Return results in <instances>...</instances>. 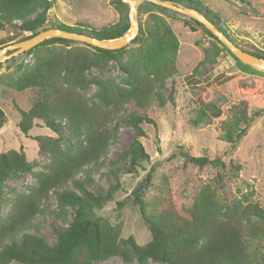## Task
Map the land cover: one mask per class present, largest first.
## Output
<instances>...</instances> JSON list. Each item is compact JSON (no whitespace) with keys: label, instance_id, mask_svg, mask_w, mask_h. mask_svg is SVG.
<instances>
[{"label":"trees","instance_id":"trees-1","mask_svg":"<svg viewBox=\"0 0 264 264\" xmlns=\"http://www.w3.org/2000/svg\"><path fill=\"white\" fill-rule=\"evenodd\" d=\"M56 1L0 0V31L14 30L19 35L26 32L19 39L23 40L50 28L42 26L47 10ZM168 1L202 12L239 46L219 26L220 14L201 0ZM111 2L120 15L113 23L95 27L81 21L75 25L61 22L54 28L85 33L99 39L120 37L129 28L128 5L121 0ZM38 8L41 11L36 12ZM154 8L165 9L147 0L138 4V33L121 48L104 49L52 37L24 52L31 54L32 63L9 85L16 91L33 89L37 96L28 109L18 107L17 127L27 134L40 121L56 136L36 135L33 138L39 150L47 155L48 162L44 170L34 173L33 187L27 192H18L7 214L0 218V264H92L113 255L120 256L127 263L133 260L145 263L151 259L161 264H250V247L253 241L264 236V228L249 218L253 216L264 221V208L248 201L243 203L246 200L243 198L222 212L212 184L194 181L193 167L218 163L219 158L210 160L205 155L191 156L184 152V162L172 166L163 174L157 185L158 195L153 200L143 198L140 187L136 189L134 195L141 218L151 233V239L144 244H138L132 236L122 238L121 223L112 225L95 214V209H102L119 188L120 168L112 171L116 182L102 191L87 188V174L84 181L76 178L78 174L85 173L89 165L105 157L108 147L117 137L121 121L133 131L127 148L118 156L123 164L122 170L136 173L141 162L149 159L139 139L145 135L142 124H154L153 119L146 115V110L155 88L161 87L164 79L176 70L174 59L178 47L170 25L153 13ZM34 12L35 16L29 18ZM144 14H147L145 19ZM192 21L202 27L198 21ZM190 28L195 30L193 25ZM205 31L213 36L209 30ZM124 54H128L127 60L123 59ZM252 54L264 60L262 50ZM233 58L242 68L255 71ZM111 60L126 72L125 86L100 76L86 77V71L91 67L97 68L102 75L105 65ZM92 82L98 86L95 100L85 93ZM168 99L172 100L171 92ZM129 102L145 113H128L122 118L121 112ZM164 102L160 99L162 105ZM262 112L257 110L249 114L245 100L232 104L227 117L220 122L221 138L229 142L233 149ZM221 114L219 105L199 100L190 123L194 126L210 124ZM5 123L4 112L0 108V128ZM62 129L67 131L69 138L60 135ZM231 167L238 169V165L232 163ZM31 169L32 163L21 149L0 152V194L6 179L16 178ZM175 178L180 180V186L185 191L181 197L174 196L171 191V182ZM214 179L223 187V174L217 173ZM70 184L72 187L68 188ZM52 192L58 207L56 219L66 220L67 207L73 210V214L65 223L67 225L53 226L55 241L49 244L32 222L44 211L43 203Z\"/></svg>","mask_w":264,"mask_h":264},{"label":"rangeland","instance_id":"rangeland-1","mask_svg":"<svg viewBox=\"0 0 264 264\" xmlns=\"http://www.w3.org/2000/svg\"><path fill=\"white\" fill-rule=\"evenodd\" d=\"M111 1L113 0H57L47 10L42 28L54 27L61 22L75 25L81 21L95 27L113 23L120 15ZM142 1L144 0H139V3ZM201 1L220 14L219 26L238 43L240 48L251 54L256 50L264 52V0ZM163 8L165 9L154 8L153 13L164 18L176 36L178 43L174 59L176 70L164 79L161 87L155 88L146 110V115L153 119L154 124L143 123L145 135L139 139L149 159L141 162L136 173L122 170L123 164L118 156L127 148L133 131L129 125L121 121L117 137L108 147L105 157L96 164L89 165L85 173H80L76 177L84 181L87 174L88 181L85 182L87 188L95 192L102 191L107 189L110 183L116 182L112 171L120 168L119 188L113 199L102 209H95V214L107 219L112 225L121 223L120 236L122 238L132 236L138 244L148 242L151 233L141 218L134 192L140 187L142 197L153 200L158 195L157 185L161 182L163 174L172 166L184 162V152L191 156L205 155L210 160L220 159L218 163H208L200 168L193 167L192 174L195 182L212 184L222 212L236 200L243 198H246L243 203L248 201L264 208V73L249 71L238 65L230 50L218 37L209 35L205 31L208 29L202 23V27L198 26L192 21L194 19ZM39 11L41 8L36 10ZM36 12L28 17L33 18ZM146 16L147 14H144L143 19ZM190 25L195 26V30H192ZM25 34L26 32L16 34L14 30L0 31V47L18 41ZM123 59L127 60L128 54H124ZM201 60L203 62L199 63ZM0 63H2L0 108L6 120L5 125L0 128V152L11 148L21 149L26 159L32 163L29 172L21 173L16 178H8L2 183L0 194L2 218L7 214L14 196L18 192L29 191L35 184L34 173L44 170L47 165L48 157L39 150L34 136L56 134L40 121L36 122L27 134L20 132L17 127L18 107L28 109L37 94L33 89L16 91L9 82L29 67L32 63L31 54L21 53ZM101 74L95 67L86 71L88 78L100 76L101 79L111 80L118 85H126V72L113 60L108 61ZM97 87L95 83H90L86 95L95 100ZM170 92L172 100L168 99ZM160 99L165 100L163 105ZM199 100L209 105H219L222 114L213 118L210 124L194 126L190 123V118L193 117L194 108ZM241 100L247 102L249 114L257 110L263 112L232 149L231 144L221 138L220 122L227 117L229 107ZM128 113L145 112L129 102L125 104L121 117L125 118ZM60 135L69 138L65 129L61 130ZM231 163L238 165V169L231 167ZM217 173L224 175L223 187L214 179ZM145 178L147 182H144ZM71 187V184L68 185V188ZM171 191L174 196L180 197L185 192L180 186L179 179L175 178L171 182ZM43 207L44 211L33 219L32 224L37 232L52 244L55 241L53 226L67 225L65 223L71 218L73 210L69 207L65 209V221L56 219L58 207L54 192L43 203ZM249 219L264 228L263 220L253 216ZM244 223L246 224V220ZM250 254V264H264V236L252 242ZM92 264L161 263L151 259L145 263H139L137 260L127 263L120 256L113 255L104 260H96Z\"/></svg>","mask_w":264,"mask_h":264},{"label":"water","instance_id":"water-1","mask_svg":"<svg viewBox=\"0 0 264 264\" xmlns=\"http://www.w3.org/2000/svg\"><path fill=\"white\" fill-rule=\"evenodd\" d=\"M128 4V30L120 37L113 39H99L85 33H78L74 31H67L60 28H46L39 31L31 37L23 40L16 41L11 44L0 47V61L24 53L31 47L42 42L45 39L52 37H61L68 40H75L83 43H87L92 46L104 48V49H118L127 45L131 39H133L138 33V24L135 19L136 7L139 0H121ZM157 5L166 7L173 11L182 13L194 20L202 23L214 36L230 50V52L241 63L246 64L256 71L264 73V60L256 57L255 55L243 50L232 41H230L213 23H211L204 14L194 8L183 6L173 3L168 0H147Z\"/></svg>","mask_w":264,"mask_h":264}]
</instances>
